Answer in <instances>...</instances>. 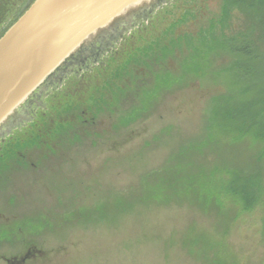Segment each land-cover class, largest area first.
<instances>
[{
  "label": "rangeland",
  "instance_id": "374dc122",
  "mask_svg": "<svg viewBox=\"0 0 264 264\" xmlns=\"http://www.w3.org/2000/svg\"><path fill=\"white\" fill-rule=\"evenodd\" d=\"M32 2L0 0V37ZM251 2L235 5L227 22L214 27L204 53L184 45L165 53L155 74L171 76L155 85L152 101L136 98L135 91L130 99L124 85L117 98L105 96L103 113L85 112V123L50 115L53 142L29 147L25 166L9 159L0 167L16 177L0 192V211L11 220L23 215L32 220L22 225L27 244H15L22 235L10 229L0 237V264L30 247L36 252L25 264H264V196L245 210L225 192L233 171L260 177L264 184V9ZM169 6L167 21L187 12L193 17L172 28L169 39L193 41L220 17L223 0L144 1L74 54L97 40L139 33L148 12L164 17ZM150 22L145 19L146 27ZM59 74L38 88L47 87L28 120L31 113L48 117L50 97L69 84L54 83ZM141 105L147 106L145 113L126 121ZM254 111L260 117L248 131ZM60 122L66 127H58ZM213 193L222 209L210 201Z\"/></svg>",
  "mask_w": 264,
  "mask_h": 264
},
{
  "label": "trees",
  "instance_id": "16d2710c",
  "mask_svg": "<svg viewBox=\"0 0 264 264\" xmlns=\"http://www.w3.org/2000/svg\"><path fill=\"white\" fill-rule=\"evenodd\" d=\"M250 1H252L251 4H259L264 9V0H223L220 17L211 21L213 24L210 25L208 32L203 33V36L199 34L200 39L193 41L189 39H182V41L169 39L168 35L174 31L172 28L175 29L177 25H181V23L193 18L187 12L178 21H167L165 18H168L169 15V6L164 13V17L162 12H159L156 16L152 14L153 11L148 12L145 19H151V22L146 27L143 17L140 21L141 28L138 27L140 29L139 33L133 30L129 34H117L115 38L105 41L106 44L97 40L92 46L84 48L81 52L79 50L60 67L61 70H58L63 77L59 74L60 78L55 77L53 79L54 83L65 80L69 84L62 90L60 95H52L50 97L47 102L49 106H46L48 111L45 112L48 117L43 118V126L41 128L38 127L34 135L36 137L41 136L45 141L44 144L53 142L55 137H51L53 136L51 132L54 130L53 122L55 119L51 118L50 115H58V120L60 121H65L68 116H75L74 120L85 123L88 121L83 117L86 114L85 112H89L92 115L91 117H97L99 113H103V109L108 108L105 105V96L109 94L114 99L115 97L117 98V90L124 85L130 89L127 93L130 99L131 97L134 98L133 91H135L136 98L138 95H145L147 100L152 101L156 96L157 88L155 89V85L160 82L165 83L171 76L166 72L155 74L156 69L159 67L155 68L159 60H164L163 55L165 53L169 55L173 47L180 45L186 46L195 53L201 52L205 44L209 45V35L215 29L214 27L216 25L222 27L227 22L231 9L235 5H240L241 7L245 3H250ZM174 4L175 7H179L177 1ZM148 16H151V18H148ZM173 21L176 23L171 25L170 23ZM168 22L167 26L166 23ZM162 24L164 28H160ZM91 65L94 66L90 67ZM62 69H65V71ZM72 69L77 70L72 72ZM142 70L145 73L141 74ZM63 72L65 73L63 74ZM153 81V90L148 91L146 87ZM140 90H142L141 93H139ZM224 100L230 101L232 99L226 97ZM141 107L142 110H140L141 108H136L130 114H126L125 120L127 121L129 118H135V116L145 113V107L147 106L141 105ZM113 111L117 112V109L115 108ZM252 115L251 122L246 125L248 131L252 129L254 120L260 117L255 111ZM58 127L63 129L66 125H64V122H60ZM239 173L237 171L231 173L233 179L230 185L226 184L225 192L233 193L235 200H237V205L245 210H250L255 206V202H258L261 196H264V184L260 177L246 176ZM235 183L238 184L235 185ZM236 193L239 195L236 196ZM210 201L217 203L221 206V209L224 207L223 202L216 198L215 193L210 195Z\"/></svg>",
  "mask_w": 264,
  "mask_h": 264
},
{
  "label": "water",
  "instance_id": "95a60500",
  "mask_svg": "<svg viewBox=\"0 0 264 264\" xmlns=\"http://www.w3.org/2000/svg\"><path fill=\"white\" fill-rule=\"evenodd\" d=\"M147 0H34L0 38V124L97 33Z\"/></svg>",
  "mask_w": 264,
  "mask_h": 264
},
{
  "label": "flooded vegetation",
  "instance_id": "af4514ba",
  "mask_svg": "<svg viewBox=\"0 0 264 264\" xmlns=\"http://www.w3.org/2000/svg\"><path fill=\"white\" fill-rule=\"evenodd\" d=\"M62 70L65 71V69H62ZM64 73L65 72H63V74ZM61 77H63L62 74H61ZM57 78H60V77H57ZM61 81L62 80L58 81L57 85L62 84V83H60ZM46 88L47 87H45L43 90L41 89V91L39 90L40 89L39 88L38 89L39 93L36 95V97L34 96V99L31 101L32 103H29L27 106H24L26 104L25 103L22 106L18 107L12 115H10L5 121H3L0 124V167L2 165H6L9 162V159L15 161V163L18 164L19 166H25L26 160H27V155H28V148L32 147V146H37V145L42 143V141H43L42 137L41 136L36 137L34 135V132L38 127L41 128L43 126V120L40 121V119L44 118V116L38 115L36 113H31L30 116L32 119L28 120L29 119L28 114L35 110L36 99H38L37 96L39 94H41L42 91H44ZM23 106L25 107L24 112H19L18 110L20 108H22ZM35 119H37V120L39 119V120L38 121L36 120L34 123ZM34 142H36V143H34ZM39 150H40V153H42L44 151V147L39 146ZM55 163L58 165V167L61 165V163H59V162H55ZM58 167H57V169H58ZM35 169H36V167H35ZM5 170L8 171L7 167L4 170H0V187H1L0 192H1V195L3 192H5L4 186L7 183H10L12 181L10 179L16 178V177H13L12 173L10 174V173L6 172ZM41 172H43V170ZM3 174H6V175H3ZM35 175H38V173H34V176ZM2 176H4V177H2ZM35 181L36 182H34L33 185L38 186L40 184L39 180L36 179ZM12 184H15V183L13 182ZM21 187L22 186H20V188ZM22 189L24 190V192H28L29 190H32L33 194L34 193L35 194L40 193L38 191H35L34 189H26V188H22ZM46 191H50V190H46ZM43 192H44V189H43ZM12 218H13V220L8 218L4 212L0 211V237L8 234V229H10L12 233H20L22 235L21 239L17 238V240H16L17 242H15V244H20V243L22 245L27 244V237L22 230V225L27 226V224H28V226H29L32 224V220L30 218H29L30 220L25 218V215H23L21 217L22 220H19V221H16L15 217H12ZM4 244H7V243L4 242ZM34 248L35 247H30L31 250L28 249L27 252L19 258H17V257L14 259L6 258L5 260L8 264H25V262L28 258L33 257L35 255L36 251Z\"/></svg>",
  "mask_w": 264,
  "mask_h": 264
}]
</instances>
